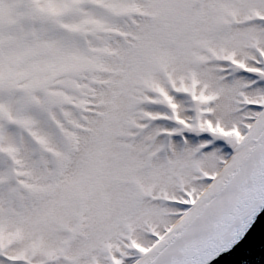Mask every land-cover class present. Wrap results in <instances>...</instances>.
<instances>
[{"label": "snow or ice", "instance_id": "snow-or-ice-1", "mask_svg": "<svg viewBox=\"0 0 264 264\" xmlns=\"http://www.w3.org/2000/svg\"><path fill=\"white\" fill-rule=\"evenodd\" d=\"M258 244L264 0H0V264Z\"/></svg>", "mask_w": 264, "mask_h": 264}, {"label": "water", "instance_id": "water-1", "mask_svg": "<svg viewBox=\"0 0 264 264\" xmlns=\"http://www.w3.org/2000/svg\"><path fill=\"white\" fill-rule=\"evenodd\" d=\"M253 232L255 233V232H257V230L254 229ZM250 235H251V234H250ZM257 248H258V250H257L256 256L252 258L253 261H255L256 259H264V253H261V252L259 251V244L257 245Z\"/></svg>", "mask_w": 264, "mask_h": 264}]
</instances>
